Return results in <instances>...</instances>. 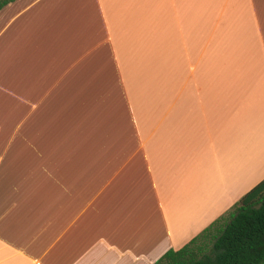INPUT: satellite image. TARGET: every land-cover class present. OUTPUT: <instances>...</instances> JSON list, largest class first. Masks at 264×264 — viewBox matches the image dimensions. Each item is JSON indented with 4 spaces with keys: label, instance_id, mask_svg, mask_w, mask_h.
Masks as SVG:
<instances>
[{
    "label": "crops",
    "instance_id": "0c3cea01",
    "mask_svg": "<svg viewBox=\"0 0 264 264\" xmlns=\"http://www.w3.org/2000/svg\"><path fill=\"white\" fill-rule=\"evenodd\" d=\"M0 20L28 78L0 133V264H151L264 177V0H12Z\"/></svg>",
    "mask_w": 264,
    "mask_h": 264
},
{
    "label": "trees",
    "instance_id": "16d2710c",
    "mask_svg": "<svg viewBox=\"0 0 264 264\" xmlns=\"http://www.w3.org/2000/svg\"><path fill=\"white\" fill-rule=\"evenodd\" d=\"M12 0H0V8ZM151 264H264V177L177 249Z\"/></svg>",
    "mask_w": 264,
    "mask_h": 264
},
{
    "label": "rangeland",
    "instance_id": "374dc122",
    "mask_svg": "<svg viewBox=\"0 0 264 264\" xmlns=\"http://www.w3.org/2000/svg\"><path fill=\"white\" fill-rule=\"evenodd\" d=\"M1 25L2 20H0V26ZM8 36L9 34L5 31L0 37V40H3L0 46V133H4V129L6 130L7 127L9 128L8 124H5L7 119L25 116L23 110L14 108V106L16 103L24 101L22 95L25 97L24 93L21 91L24 86H18V84H25L28 80L25 74L21 73L27 70L25 62L26 56L24 55L22 61H18L17 64H15L16 66L13 65V56L18 57V52L16 48L13 50V47H10V36L9 39ZM11 65L13 67H11Z\"/></svg>",
    "mask_w": 264,
    "mask_h": 264
}]
</instances>
